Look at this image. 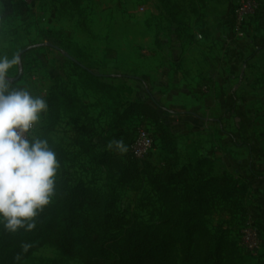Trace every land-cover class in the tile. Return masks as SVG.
<instances>
[{
  "label": "rangeland",
  "instance_id": "rangeland-1",
  "mask_svg": "<svg viewBox=\"0 0 264 264\" xmlns=\"http://www.w3.org/2000/svg\"><path fill=\"white\" fill-rule=\"evenodd\" d=\"M62 2L0 0V56L19 57V64L9 69L11 86L44 98L55 84L73 90L87 104L97 152L126 156L138 131L148 129L154 145L142 158L160 170L163 154L151 123L133 116L115 126L114 108L143 99L147 85L167 108L179 112L162 111V119L177 140L180 165L209 155L214 174L250 181L244 216L216 206L205 220L211 230L231 226L239 264H264V0ZM65 54L96 72L130 77L110 79L119 94L108 100L81 85L80 70ZM32 135L47 139L55 151L59 178L103 195L114 187L119 211L158 225L162 208L151 185L142 179L116 185L103 166L74 144L75 127L66 116L48 129L43 113ZM115 141L126 150H118ZM166 247L180 264L179 246ZM24 264L80 263L44 245Z\"/></svg>",
  "mask_w": 264,
  "mask_h": 264
},
{
  "label": "trees",
  "instance_id": "trees-1",
  "mask_svg": "<svg viewBox=\"0 0 264 264\" xmlns=\"http://www.w3.org/2000/svg\"><path fill=\"white\" fill-rule=\"evenodd\" d=\"M65 4L66 0L61 5ZM72 58L71 64L80 70L81 85L86 84L108 100H115L119 94L110 79L130 77L96 72ZM90 63L97 62L90 60ZM144 94L141 100L118 103L114 108L115 126L133 116L151 123L163 154L160 170L147 157L138 158L132 152L126 156L97 152L87 104L65 84L52 86L45 98L48 103L45 114L48 129L66 116L75 127L74 144L91 162L103 166L116 185H130L139 179L151 185L162 208L158 225L144 224L134 214L119 211L114 187L103 195L56 175L54 195L34 218L33 229L10 232L0 225V264H24L44 245L80 264H177L166 247L174 244L179 246L180 264H239L237 240L230 236L231 226L224 223L211 230L205 216L216 206L221 212L231 215L240 212L244 216L243 204L251 193L250 181L228 173L214 174V158L209 155L200 156L192 165H180L176 160L177 140L162 119V111L179 112L167 108L145 84ZM232 98L235 100V96Z\"/></svg>",
  "mask_w": 264,
  "mask_h": 264
},
{
  "label": "clouds",
  "instance_id": "clouds-1",
  "mask_svg": "<svg viewBox=\"0 0 264 264\" xmlns=\"http://www.w3.org/2000/svg\"><path fill=\"white\" fill-rule=\"evenodd\" d=\"M18 64V56H0V225L10 232L35 227L34 218L54 195L60 167L48 140L32 135L48 110L46 99L11 86L9 69ZM114 143L126 150L122 141Z\"/></svg>",
  "mask_w": 264,
  "mask_h": 264
},
{
  "label": "built area",
  "instance_id": "built-area-1",
  "mask_svg": "<svg viewBox=\"0 0 264 264\" xmlns=\"http://www.w3.org/2000/svg\"><path fill=\"white\" fill-rule=\"evenodd\" d=\"M153 145V134L148 129L142 128L138 131L130 147L134 156L142 158V155L146 153Z\"/></svg>",
  "mask_w": 264,
  "mask_h": 264
},
{
  "label": "water",
  "instance_id": "water-1",
  "mask_svg": "<svg viewBox=\"0 0 264 264\" xmlns=\"http://www.w3.org/2000/svg\"><path fill=\"white\" fill-rule=\"evenodd\" d=\"M65 56H66L68 59H72V60H74V58H72V56H70L69 54H65Z\"/></svg>",
  "mask_w": 264,
  "mask_h": 264
},
{
  "label": "crops",
  "instance_id": "crops-1",
  "mask_svg": "<svg viewBox=\"0 0 264 264\" xmlns=\"http://www.w3.org/2000/svg\"><path fill=\"white\" fill-rule=\"evenodd\" d=\"M90 60H93V61H97V60H94V59H91V58H89Z\"/></svg>",
  "mask_w": 264,
  "mask_h": 264
}]
</instances>
